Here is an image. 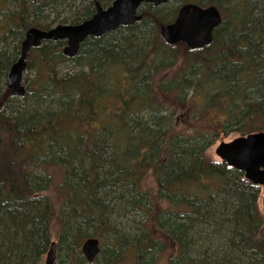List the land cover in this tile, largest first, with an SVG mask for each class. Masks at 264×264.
I'll return each instance as SVG.
<instances>
[{
  "label": "trees",
  "instance_id": "trees-1",
  "mask_svg": "<svg viewBox=\"0 0 264 264\" xmlns=\"http://www.w3.org/2000/svg\"><path fill=\"white\" fill-rule=\"evenodd\" d=\"M61 2L16 0L17 10L0 25V264H42L50 245L67 264H124L126 258L154 264L151 253L166 245L152 221L177 246L167 264H205L186 258L184 249L189 233L219 205L227 210L231 246L251 252L252 264H264L257 185L205 155L219 136L264 131V34L261 20H249L252 7L244 9L258 3L264 14V0H193L226 17L209 45L184 47L180 62L178 44H167L158 29L175 12L157 15L148 4L141 20L87 37L73 57L62 53L64 40H43L29 51L26 67L38 77L16 99L4 80L19 43L32 26L49 29L46 12ZM93 12L89 1L71 24ZM9 37L18 42L11 51ZM81 54L89 58L86 69L58 75V66ZM174 63L168 76L161 73ZM12 104L15 111L7 112ZM165 105L171 113L159 117ZM177 114L187 118V132L174 131ZM148 174L154 186L143 185ZM116 192L124 206L146 215L136 232L118 233L109 222L104 199ZM106 233L111 239L88 262L82 242Z\"/></svg>",
  "mask_w": 264,
  "mask_h": 264
},
{
  "label": "water",
  "instance_id": "water-1",
  "mask_svg": "<svg viewBox=\"0 0 264 264\" xmlns=\"http://www.w3.org/2000/svg\"><path fill=\"white\" fill-rule=\"evenodd\" d=\"M95 13L77 24H60L49 29L30 27L24 33L17 59L10 66L5 86L15 97L25 94L22 83L26 70V57L32 48L40 46L43 40H64L62 53L67 57L77 54L81 43L89 36L100 37L119 26L132 25L141 19L138 14L142 2L159 5L166 0H113L107 8H102L97 0ZM218 9L213 6L201 7L188 3L183 5L174 21L160 27V35L169 45L185 44L189 49L209 45L213 31L220 23ZM215 154L228 166L243 172L245 179L257 186L264 185V131L252 132L236 137L228 142H220ZM80 250L88 262H92L100 252L98 238L85 239ZM45 264H55V253L50 248Z\"/></svg>",
  "mask_w": 264,
  "mask_h": 264
},
{
  "label": "rangeland",
  "instance_id": "rangeland-1",
  "mask_svg": "<svg viewBox=\"0 0 264 264\" xmlns=\"http://www.w3.org/2000/svg\"><path fill=\"white\" fill-rule=\"evenodd\" d=\"M89 1L91 0H63V2L61 3H56V6L54 7V9L50 10V12H46L47 15L46 19L52 23L51 27L60 24H71L73 22V19L76 18V15L81 11H83L84 6ZM99 1L103 7H106V4L103 0H102L103 2L101 0ZM236 1L238 3H241V1L243 0H236ZM15 2L16 0H0L1 26L5 24L4 15L17 10ZM187 2L190 1L187 0ZM175 5L176 4H173V7H175ZM171 8H172V4H169V6L157 8V11L160 12L161 14H164V12L169 11V9ZM255 8H257V10L254 11ZM244 9L247 10L251 9L249 20L253 24L255 25L259 24L260 23L259 21L261 20L260 27L262 28V32L264 34V14L260 12V8H258V3L252 4L249 8L245 6ZM252 10L253 12H251ZM21 42L19 43V46H21ZM6 43H7L6 47L8 51H11L12 49H14V47H16V45H18V42L12 37H9ZM262 46L264 47V40ZM184 47L185 45L183 43H180L176 46V50L174 52L175 54L178 55V58L180 54L183 55ZM28 60L29 57L27 54L26 64H28ZM87 60H89L88 56L85 54H81L76 61H69L58 66L56 68L57 73L59 76H62L66 73L72 74V73L80 72L83 69H86L88 65L86 64ZM181 60L182 57H180L179 60L177 59L176 62L177 61L180 62ZM169 62L171 63V60ZM177 67H178L177 63H174L171 68L164 69L161 73L168 76V74H170L171 71H174ZM37 77L38 74L36 73L35 70H31V69L26 70L23 72L22 83L24 86H26ZM6 79L7 76L5 77L4 83L6 82ZM192 90L193 88L190 85V88L187 89L186 92V99H185L186 102L187 99L189 100V98L193 96V94H191ZM9 93L11 92L9 91ZM13 97L16 99L19 98L15 96ZM197 99L201 100L202 97H198ZM28 104H30V101L26 102V105ZM171 109H172L171 106L165 105V107H163V110L160 111L159 117L169 115L171 113ZM11 111L13 112L15 111V105L13 104L7 110V112H11ZM182 112H184V110ZM146 114L147 113L144 114L141 113L140 116L141 117L143 116V118L145 119L147 117ZM173 119H174L173 128L175 132H182V131L187 132V129L190 128L189 125L187 124V118L183 119V117H180V114L179 115L177 114L176 116L173 115ZM239 136H242L240 132L233 131L224 136L217 137L214 140V142H212L209 145V147L205 150V155L213 161L216 162L220 161V159L217 157V155L214 152L216 146L220 142H228ZM143 185L145 187L154 186L153 178L150 174H148L143 180ZM257 187H258V197H257L256 205L259 213L261 214V216L264 217V185H260ZM118 194H119L118 192L113 193L112 194L113 196L111 195L112 197L110 196L109 198L104 199V203L107 206L106 209H107L108 220L111 223V225L115 227L118 233L124 232L126 234L128 232H133V231L136 232L139 223L145 222L146 215L141 211L132 210L129 206L126 205L124 206V201L126 199L125 200L121 199V197L118 196ZM49 195L52 198V200L54 199L56 200L59 197L58 192L54 189L49 191ZM227 215H228L227 210L223 208L221 205H219L216 208L213 216H210L211 218H206V221L202 222L200 228H197L196 231L189 233L188 238L190 242L187 243L184 249L186 258L193 259L199 262L202 261L205 264H252L254 257L253 254H251V252L241 250L240 247L235 248L231 246L230 243L231 224L230 221L225 220ZM153 225L154 222L152 221L150 224L152 231H154L156 237L161 238L165 241L166 247L161 253H158L157 251L152 252L151 256L155 261L154 264H167V259L170 256H173L177 253V248H176L177 246L173 241L167 240L166 242V237L160 231H156ZM56 230H57V225H54L53 231ZM98 238L100 242H106L111 239V236L110 234L106 233L104 236H100ZM52 240H54V236ZM50 248H53L55 253V264H67V263H62L60 261L63 258L66 259V257H63L62 254L58 255V252L55 249L54 245H50ZM47 253L46 255L43 256L42 264H45ZM124 264H133V261H130L128 258H126Z\"/></svg>",
  "mask_w": 264,
  "mask_h": 264
},
{
  "label": "flooded vegetation",
  "instance_id": "flooded-vegetation-1",
  "mask_svg": "<svg viewBox=\"0 0 264 264\" xmlns=\"http://www.w3.org/2000/svg\"><path fill=\"white\" fill-rule=\"evenodd\" d=\"M98 1V3L100 4V1L99 0H97ZM188 1H190V2H187V0H166L165 2H163V3H161V4H159V5H156V6H154V5H152L151 3H148V2H142L141 3V5L139 6V9H138V14H140L141 15V17H142V11L140 10L141 8H143L142 6H143V4H148L149 6H151L152 8H154L155 9V11H157V8H160V7H165V6H169V4H172V8L171 9H169V11H167V12H175L174 13V16H173V18H172V21L171 22H166V23H161V22H159V25H158V29H159V32H160V27L162 26V25H167V24H170V23H172L173 21H174V19L176 18V16H177V13H178V11H179V9L183 6V5H186V4H188V3H192V4H196V3H193L192 1L193 0H188ZM113 2V0L108 4V5H106V7H103L101 4V6H102V8H107L108 6H110V4ZM91 3H92V5H93V7H94V12H93V14L95 13V4H94V1L93 0H91ZM173 4H176L175 5V7H173ZM197 5V4H196ZM210 6V5H209ZM219 11V10H218ZM167 12H164V14L165 13H167ZM157 15H159L160 14V12H158L157 11ZM92 14V15H93ZM219 14H220V23L217 25V27H219L220 25H222V21H223V19H225V17H224V14L223 13H221L220 11H219ZM154 18V17H153ZM89 19V18H88ZM155 19V18H154ZM141 20V19H140ZM158 23V22H157ZM216 27V28H217ZM185 45V44H184ZM185 47L187 48V46L185 45Z\"/></svg>",
  "mask_w": 264,
  "mask_h": 264
}]
</instances>
